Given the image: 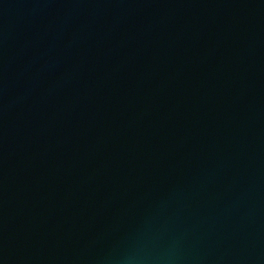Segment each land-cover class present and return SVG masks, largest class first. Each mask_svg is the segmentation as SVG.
<instances>
[{
    "label": "water",
    "instance_id": "1",
    "mask_svg": "<svg viewBox=\"0 0 264 264\" xmlns=\"http://www.w3.org/2000/svg\"><path fill=\"white\" fill-rule=\"evenodd\" d=\"M0 264H264V0H0Z\"/></svg>",
    "mask_w": 264,
    "mask_h": 264
}]
</instances>
